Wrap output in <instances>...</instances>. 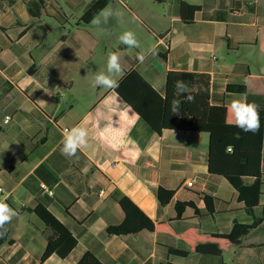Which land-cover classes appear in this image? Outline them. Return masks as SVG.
I'll return each instance as SVG.
<instances>
[{
	"label": "crops",
	"instance_id": "obj_1",
	"mask_svg": "<svg viewBox=\"0 0 264 264\" xmlns=\"http://www.w3.org/2000/svg\"><path fill=\"white\" fill-rule=\"evenodd\" d=\"M97 1L0 0V199L18 213L7 224L12 243L0 247V264H78L87 252L103 264H264V221L221 256L190 253L178 237L191 228L205 237L229 234L263 212L264 196L248 209L224 177L209 173V135L157 134L115 89L92 86L108 54L118 52L119 82L136 70L163 96L171 67L208 74L212 104L246 98L264 109V95L228 89L249 75L264 77V0H109L119 15L96 26L88 12ZM183 3L198 7L191 23L181 17ZM128 30L140 48L119 43ZM152 46L157 55L140 63L138 54ZM76 125L88 129V144L68 158L62 132ZM160 186L174 192L167 204L157 197ZM205 195L227 202V211L208 210ZM123 196L174 235L109 233L125 220ZM178 202L192 206L180 212ZM39 205L76 238L66 257L54 253L40 263L54 232L34 212Z\"/></svg>",
	"mask_w": 264,
	"mask_h": 264
},
{
	"label": "trees",
	"instance_id": "obj_2",
	"mask_svg": "<svg viewBox=\"0 0 264 264\" xmlns=\"http://www.w3.org/2000/svg\"><path fill=\"white\" fill-rule=\"evenodd\" d=\"M109 0H98L88 12V20L93 19ZM198 7L183 3L181 17L186 23L194 19ZM262 47H264V29H262ZM166 61L167 53L160 54ZM184 81L188 85L185 93L176 97L175 82ZM211 77L208 74L179 71L169 67L167 73L166 91L162 96L136 70L128 72L119 82L115 92L127 103L128 107L143 121L148 128L161 134L163 130L191 131L209 135V150L207 154L210 174L224 177L238 192L239 200L248 209L258 207L264 196V109L259 108V132L243 133L230 123L232 115L229 105H215L211 102ZM228 89L232 92L264 95V77L249 75L241 84H231ZM193 95L195 100L188 102L185 97ZM180 99L179 114H174L171 101ZM131 135H134L133 130ZM173 191L163 187L158 189V199L162 204L170 202ZM120 205L125 212L122 224L108 229L115 235L135 234L142 230L164 232L174 235L172 229L165 224H155L129 198L121 197ZM204 201L208 210L213 211L216 204L221 211L228 209V203L215 197L205 195ZM192 206V203L178 202L177 207ZM34 212L53 229L48 245L40 260L43 263L52 254L57 253L66 257L76 246L77 240L72 233L45 207L37 206ZM264 221V206L262 215L252 224H236L229 234H219L205 237L191 228L178 235L190 247V253L221 256L230 245L239 243L241 237L260 226ZM0 235V247L12 243L9 239V229ZM170 254L187 256L188 252L170 250ZM78 264H103L95 254L87 252ZM161 264H172L170 262Z\"/></svg>",
	"mask_w": 264,
	"mask_h": 264
},
{
	"label": "clouds",
	"instance_id": "obj_3",
	"mask_svg": "<svg viewBox=\"0 0 264 264\" xmlns=\"http://www.w3.org/2000/svg\"><path fill=\"white\" fill-rule=\"evenodd\" d=\"M119 13L114 12L111 8L102 9L96 16L93 17L91 23L93 25H107L109 21ZM119 43L128 48H140L135 33L131 30L124 31L118 37ZM148 55H157L155 46H152L145 51L138 54L137 59L143 63ZM122 56L118 52H110L107 56L106 70L96 71L92 78V86L104 89H116L119 87V81L114 77L123 73ZM92 70L89 69L88 72ZM176 97L185 93L188 85L184 81L175 82ZM174 97L171 101V109L174 114H179L181 105L180 99ZM185 99L188 102H193L195 97L191 94L187 95ZM44 103L43 100H38ZM229 110L232 115L230 123L234 124L243 133H257L260 130V112L259 105L255 102H248L246 98L233 99L230 102ZM89 132L83 125H76L71 128H65L62 132V148L61 153L65 157L72 158L77 155V152L85 148L88 144ZM2 191V189H0ZM18 215L17 211L13 209L4 199H0V235H3L14 217Z\"/></svg>",
	"mask_w": 264,
	"mask_h": 264
},
{
	"label": "built area",
	"instance_id": "obj_4",
	"mask_svg": "<svg viewBox=\"0 0 264 264\" xmlns=\"http://www.w3.org/2000/svg\"><path fill=\"white\" fill-rule=\"evenodd\" d=\"M10 120V116H7L6 117V122H8ZM193 185V181H190V182H188V186H192ZM40 187H41V189L44 191V192H46L47 194H49L50 196H53V194H54V191L52 190V189H50L49 188V186H47V184H45V183H41L40 184ZM1 189V188H0Z\"/></svg>",
	"mask_w": 264,
	"mask_h": 264
}]
</instances>
